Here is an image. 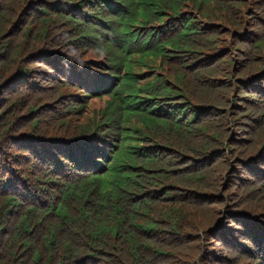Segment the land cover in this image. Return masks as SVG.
<instances>
[{
	"label": "trees",
	"instance_id": "1",
	"mask_svg": "<svg viewBox=\"0 0 264 264\" xmlns=\"http://www.w3.org/2000/svg\"><path fill=\"white\" fill-rule=\"evenodd\" d=\"M0 264H264V0H0Z\"/></svg>",
	"mask_w": 264,
	"mask_h": 264
}]
</instances>
